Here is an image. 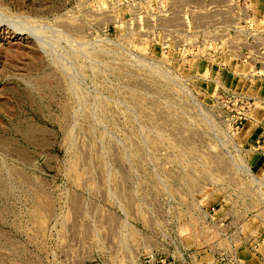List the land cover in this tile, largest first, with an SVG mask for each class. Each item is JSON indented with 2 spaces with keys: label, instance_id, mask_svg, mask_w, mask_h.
<instances>
[{
  "label": "rangeland",
  "instance_id": "1",
  "mask_svg": "<svg viewBox=\"0 0 264 264\" xmlns=\"http://www.w3.org/2000/svg\"><path fill=\"white\" fill-rule=\"evenodd\" d=\"M250 50L264 0H0V264L260 258Z\"/></svg>",
  "mask_w": 264,
  "mask_h": 264
},
{
  "label": "built area",
  "instance_id": "2",
  "mask_svg": "<svg viewBox=\"0 0 264 264\" xmlns=\"http://www.w3.org/2000/svg\"><path fill=\"white\" fill-rule=\"evenodd\" d=\"M264 52L257 53L255 52V50H250L249 54L254 55L256 58V61L254 62V75L261 77H264V70L259 68L257 69V64L260 62L259 58H261L262 54ZM250 56V55H248ZM264 64V61H263ZM222 93H227L228 94V90L223 89L222 88ZM231 97H233V101L234 103L238 104L240 106V108L243 111L239 112V116L236 117L237 119L235 120V123H241V119H245L247 114H249V111L252 112V110L256 109V108H264V106H260V102L259 100H262L264 103V99H260V98H256L247 94H232ZM236 128H238V125L236 126ZM256 255V254H255ZM260 255V260L261 262L264 264V254H261L259 252ZM215 256H217L219 258L218 262L219 264H247L244 260H242L237 252V250L235 248L232 249H227V250H220L218 252L215 253Z\"/></svg>",
  "mask_w": 264,
  "mask_h": 264
},
{
  "label": "crops",
  "instance_id": "3",
  "mask_svg": "<svg viewBox=\"0 0 264 264\" xmlns=\"http://www.w3.org/2000/svg\"><path fill=\"white\" fill-rule=\"evenodd\" d=\"M202 62L204 61H198L197 63L199 64L198 66L203 65ZM252 68V67H251ZM225 70V69H224ZM232 80H234L235 83H237L238 87H245V89H249V91L252 93L255 92H259L258 93V97L256 98H260V99H264V97L260 96L261 94H264V80L262 79H257V80H247V79H241L238 77H234ZM246 80V81H244ZM240 81L243 82V84L240 83ZM261 87H263V89L261 90ZM263 91V92H262ZM262 92V93H261ZM256 93V94H257ZM262 101V100H260ZM260 106L263 107V105L261 104ZM252 120H249L248 124L246 125L247 129H249V133H256L259 131L258 128H262L261 126H259V123H264V108H256L253 112H252ZM263 125V124H262ZM246 129V130H247ZM246 137V136H244ZM262 171L264 170V168L261 169ZM246 230V227L244 228ZM244 230V233H245ZM259 252L263 253L264 252V244H262L259 248ZM239 255L245 259V262L247 264H263L261 262V260L259 259V257H257V255H255L254 253H252L250 250H248L246 247L242 246L240 250H238ZM261 253V254H262ZM254 259V262H253Z\"/></svg>",
  "mask_w": 264,
  "mask_h": 264
},
{
  "label": "bare ground",
  "instance_id": "4",
  "mask_svg": "<svg viewBox=\"0 0 264 264\" xmlns=\"http://www.w3.org/2000/svg\"><path fill=\"white\" fill-rule=\"evenodd\" d=\"M260 103V105L262 104L263 106H264V103H263V101H259ZM255 110V109H254ZM254 110H252V112L254 111Z\"/></svg>",
  "mask_w": 264,
  "mask_h": 264
}]
</instances>
